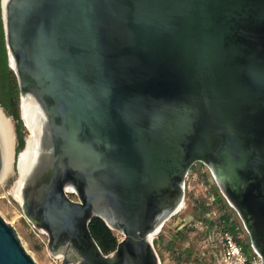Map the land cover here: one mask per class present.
I'll return each instance as SVG.
<instances>
[{
  "label": "water",
  "instance_id": "95a60500",
  "mask_svg": "<svg viewBox=\"0 0 264 264\" xmlns=\"http://www.w3.org/2000/svg\"><path fill=\"white\" fill-rule=\"evenodd\" d=\"M1 12L22 150L31 139L19 203L61 264H161L151 236L183 209L196 163L264 264V0H1ZM93 217L122 234L116 249H101ZM0 264H38L1 214Z\"/></svg>",
  "mask_w": 264,
  "mask_h": 264
},
{
  "label": "rangeland",
  "instance_id": "374dc122",
  "mask_svg": "<svg viewBox=\"0 0 264 264\" xmlns=\"http://www.w3.org/2000/svg\"><path fill=\"white\" fill-rule=\"evenodd\" d=\"M10 118L14 128L16 140L15 153L17 155L18 138L15 127L16 121L14 118ZM24 127L26 138L29 135V131L25 125ZM18 177L19 173L17 170L6 182L0 184V214L15 227L24 247L38 264H61L62 259L56 257L49 251L47 244L48 236L39 231L24 216L19 201L14 197L13 189ZM215 190L220 192L209 168L203 163H196L195 167L190 169L187 176L186 203L183 209L177 214L179 216L178 220L186 222L192 218L194 212H202L204 208L199 201H212L213 197H216ZM207 205L211 207L209 203ZM208 210L216 211L217 213L222 212L220 207H216V209L212 207V209ZM175 229L176 227L169 220L154 238V247L159 254L161 264H220L223 257L221 243L223 230L219 233L216 232V229L212 230L203 243L197 242L198 246L196 247H185L187 242L184 238L178 241L177 244L174 243ZM116 233L119 239H121L122 234L117 231ZM202 244L207 246H202ZM246 249L249 254L253 251L251 245H247Z\"/></svg>",
  "mask_w": 264,
  "mask_h": 264
},
{
  "label": "trees",
  "instance_id": "16d2710c",
  "mask_svg": "<svg viewBox=\"0 0 264 264\" xmlns=\"http://www.w3.org/2000/svg\"><path fill=\"white\" fill-rule=\"evenodd\" d=\"M0 45L4 52V40H3V33L2 27L0 23ZM0 92L7 94L8 99H4L0 95V105L5 110L6 114L12 118H14L15 127H16V135L18 138L17 144V152H19L25 145V134H24V124L20 117V109L18 107V82L17 77L14 72L8 67L7 60L4 56H1L0 59ZM216 197L223 198L222 195L218 190L214 192ZM71 197H76L75 194H71ZM199 203L203 204V201H199ZM206 208L203 211H207ZM222 211L220 214V219L229 220L231 219L232 215L227 214L226 210L223 207H220ZM232 229L235 233L240 232L242 235H238V238L245 239L248 238V235L241 223H236L234 226H225V229ZM90 230L92 232L93 237L96 239L98 244L100 245L101 249L108 253L114 249H116L118 242L120 241L118 234L115 230L108 227V225L99 217H93L90 222ZM244 245H250L249 240L244 242Z\"/></svg>",
  "mask_w": 264,
  "mask_h": 264
},
{
  "label": "flooded vegetation",
  "instance_id": "af4514ba",
  "mask_svg": "<svg viewBox=\"0 0 264 264\" xmlns=\"http://www.w3.org/2000/svg\"><path fill=\"white\" fill-rule=\"evenodd\" d=\"M0 23L2 27L3 40H4V52L0 45V59H1V56H4L8 64V56H7L5 35H4L3 22H2L1 0H0ZM8 67H9V64H8ZM0 95L4 99H8L7 94L0 92ZM18 107L20 109L19 93H18ZM195 165L196 164H194L192 168L195 167ZM207 203H209L211 207H209ZM202 206L205 210L206 208L212 209V207L213 208L215 207L216 209V207H223L226 210L227 214H231L232 217L229 220H224V219L222 220L220 219L221 212L217 213L216 211L214 212V211L207 210V211H202V212L200 211L194 212L191 219H189L186 222H181L180 220H178L179 216L176 214L174 215L173 219L172 218L170 219V222L174 224V227H176L175 235H174L175 237L173 238L174 243L177 244L178 241L184 238L186 239V242H187V245L185 247H196L198 246L197 242L203 243L207 239L209 232H211L212 230L216 229V232L219 233L221 230H223L225 226H228V227L234 226L236 223H239L241 221L237 212L228 204V202L226 201L224 197L223 198L213 197L212 201L210 202L204 201ZM192 220H195V221H192ZM202 246H207V245L202 244Z\"/></svg>",
  "mask_w": 264,
  "mask_h": 264
},
{
  "label": "bare ground",
  "instance_id": "6f19581e",
  "mask_svg": "<svg viewBox=\"0 0 264 264\" xmlns=\"http://www.w3.org/2000/svg\"><path fill=\"white\" fill-rule=\"evenodd\" d=\"M23 108L26 111L27 107L23 102ZM0 128L2 130L5 146V164L2 173L0 174V184L6 182L15 171L18 170L19 177L16 181L15 187L13 189L14 197L20 201L19 189L21 186L23 175L27 169V165L31 160V139H29V144L26 149H23L19 155H16L15 151V134L14 128L12 125L11 118L8 117L2 107L0 106ZM160 232V231H159ZM152 235L151 238L154 241V238L159 233Z\"/></svg>",
  "mask_w": 264,
  "mask_h": 264
},
{
  "label": "built area",
  "instance_id": "2783aa9c",
  "mask_svg": "<svg viewBox=\"0 0 264 264\" xmlns=\"http://www.w3.org/2000/svg\"><path fill=\"white\" fill-rule=\"evenodd\" d=\"M242 235L240 232L235 233L232 229L223 230L221 243L223 247V257L220 264H263L262 258L252 251L247 252L244 242L249 238H238Z\"/></svg>",
  "mask_w": 264,
  "mask_h": 264
}]
</instances>
